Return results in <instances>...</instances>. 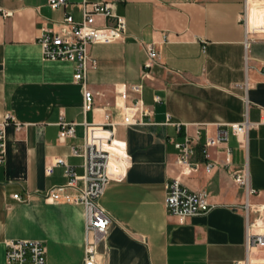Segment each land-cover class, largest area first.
<instances>
[{
  "label": "crops",
  "instance_id": "1",
  "mask_svg": "<svg viewBox=\"0 0 264 264\" xmlns=\"http://www.w3.org/2000/svg\"><path fill=\"white\" fill-rule=\"evenodd\" d=\"M94 1L66 0L53 8L49 0H0V123L6 113L20 123L4 127L0 264H7V242L14 238L40 239L45 264H85L91 235L85 208L47 194L67 181L64 166L51 173L48 166L64 157L82 173L83 158L72 147L83 143L85 122L112 127L107 113L116 123L119 154L111 164L114 177L100 197L113 221L95 264H240L248 257L264 264V248L248 252L246 247V192L232 175L246 168L259 191L251 200L264 204V34L246 43L240 20L244 0H109L126 18V35L89 46L95 63L85 81L95 101L85 111L75 63L44 60L39 38L62 30L67 15L81 21L85 6ZM252 12V22L261 21L262 11L254 7ZM108 23L113 20L96 16L97 25ZM151 43L160 58L146 68ZM137 82L153 113L127 125L118 91L123 83ZM62 116L76 123L75 135L63 141ZM245 120L251 123L246 143L231 128ZM198 130V151L192 156L197 166L188 172L178 163L175 143L186 134L197 137ZM218 130L229 137L210 149L216 165L208 172L200 146ZM174 178L190 190L207 192L212 209L184 219L171 214L165 199Z\"/></svg>",
  "mask_w": 264,
  "mask_h": 264
},
{
  "label": "built area",
  "instance_id": "2",
  "mask_svg": "<svg viewBox=\"0 0 264 264\" xmlns=\"http://www.w3.org/2000/svg\"><path fill=\"white\" fill-rule=\"evenodd\" d=\"M66 0H49V4L55 8ZM91 7L85 6L84 17L81 21L74 19L72 15H67L63 21V28L60 31L49 30L44 32L39 41L42 47V58L44 60H71L76 65L74 81L82 85L84 110L94 108V92L86 84V72L95 61L89 54V46L93 43H109L124 38L126 35V18L115 12L113 3L109 0H96L90 3ZM256 7L261 10V21L252 22V10ZM7 15L8 11H4ZM109 17L113 23L103 26L96 24V16ZM240 20L244 24L246 31V43H250L254 34H264V0H244L243 9L240 13ZM148 58L145 67L149 68L155 64L160 54L154 44L146 46ZM260 71L264 73V61L260 66ZM143 84L123 83L118 91L120 98L119 106L122 122L127 125L142 123L146 116L153 113L152 108L142 98ZM155 99L160 100L156 95ZM110 114L106 118L112 127H105L102 124H89L85 122L84 141L80 146H73L72 153L83 158V172L78 173L75 166L70 164L64 157H56L48 166L51 173L56 165L64 166L67 181L64 184L53 187L47 194L54 198L64 197L66 200L80 203L85 208L86 230L91 235L87 237L85 247V264H95V256L104 242L113 221L112 215L100 203V197L110 180L114 177L112 173V160L117 158L119 147L116 140L115 122L110 120ZM171 121V116L167 118ZM264 121V114L261 118ZM20 126L16 117L11 113H6L3 122L0 123V162L3 161L5 133L4 127L9 123ZM178 129H181V122H172ZM75 122L67 121L62 116L59 125V139L75 135ZM251 123L245 120L241 123L231 124L233 132L239 135L244 143L247 142L248 131ZM201 131L198 130L197 137L186 134L183 141L175 143L178 149V163L185 166L188 172L196 168L197 162L192 161L199 144ZM228 132L218 130L213 135H207L201 143L200 151L204 158L205 168L210 172L216 165L212 158L210 149L228 140ZM228 155L230 150L227 149ZM230 161V157H227ZM234 180L244 187L246 201L242 208L246 214V247L248 252L255 248H264V204H255L251 198L259 193L250 181V174L246 168L233 172ZM69 189H76V193H71ZM15 198L22 199L20 194H14ZM168 211L184 219L190 216L204 214L212 209L214 204L209 199L207 192L193 191L182 184L179 178H174L168 186L165 199ZM253 214H256L253 216ZM7 264H45L46 249L40 239L14 238L7 242L6 250ZM240 264H253L251 258H247Z\"/></svg>",
  "mask_w": 264,
  "mask_h": 264
}]
</instances>
